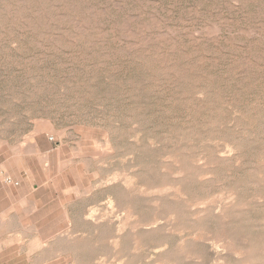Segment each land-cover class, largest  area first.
<instances>
[{"label":"rangeland","instance_id":"obj_1","mask_svg":"<svg viewBox=\"0 0 264 264\" xmlns=\"http://www.w3.org/2000/svg\"><path fill=\"white\" fill-rule=\"evenodd\" d=\"M0 264H264V0H0Z\"/></svg>","mask_w":264,"mask_h":264}]
</instances>
